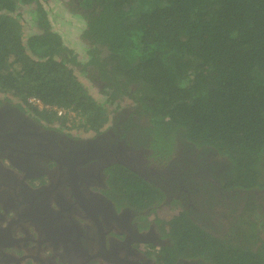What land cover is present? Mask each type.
<instances>
[{"label": "trees", "instance_id": "trees-1", "mask_svg": "<svg viewBox=\"0 0 264 264\" xmlns=\"http://www.w3.org/2000/svg\"><path fill=\"white\" fill-rule=\"evenodd\" d=\"M50 1L0 0L1 97L89 137L136 141L157 173L168 160L165 177L104 167L132 220L169 207L157 220L168 244L147 251L156 261L264 264V0H62L80 19L82 59L52 28ZM174 176L182 200L166 188Z\"/></svg>", "mask_w": 264, "mask_h": 264}, {"label": "flooded vegetation", "instance_id": "flooded-vegetation-1", "mask_svg": "<svg viewBox=\"0 0 264 264\" xmlns=\"http://www.w3.org/2000/svg\"><path fill=\"white\" fill-rule=\"evenodd\" d=\"M85 134L30 117L25 106L0 96V264L17 261L11 251L38 264H162L147 251L168 244L157 223L163 215L149 219L141 212L132 220L136 213L108 195L104 167L118 160L148 178L173 174L172 166L165 159L157 173L138 142L122 145L109 130ZM165 182L181 200L188 196L184 178Z\"/></svg>", "mask_w": 264, "mask_h": 264}, {"label": "rangeland", "instance_id": "rangeland-1", "mask_svg": "<svg viewBox=\"0 0 264 264\" xmlns=\"http://www.w3.org/2000/svg\"><path fill=\"white\" fill-rule=\"evenodd\" d=\"M66 2H63L62 0H52L50 1V4L46 5V8H50V18L49 21L51 23V26L53 29L58 31L61 35V38L63 42L65 43L66 47L68 49H71L74 54H76L77 59H80L83 56V50H82V40L79 35V31L81 29V22L77 15L73 14L72 11H70L66 4ZM22 10L28 11L25 8H22ZM28 14L24 12V14L21 16V20L24 24V30L30 26V22L28 21ZM82 59V58H81ZM2 95H8L4 92H0V96ZM10 96V95H8ZM67 115H73L72 112H65L64 116ZM61 119V118H60ZM66 129L71 130L72 132L77 131L76 128L71 127L70 123L68 122L66 124ZM167 213V214H166ZM157 214L162 217V215L167 216L169 215L168 211L166 209H157ZM147 218H150L148 216ZM153 251V249L149 248L148 251ZM155 250V248H154ZM17 251H11L9 256H11L13 259H17L16 262H3L1 264H38L31 261L30 257L26 256L23 252H20L16 255Z\"/></svg>", "mask_w": 264, "mask_h": 264}, {"label": "built area", "instance_id": "built-area-1", "mask_svg": "<svg viewBox=\"0 0 264 264\" xmlns=\"http://www.w3.org/2000/svg\"><path fill=\"white\" fill-rule=\"evenodd\" d=\"M28 101L34 105H37L40 108L45 106V105H42V103L35 97H30ZM53 109L56 112V115H59V116L64 115V113L67 112L65 109H63L61 107H54Z\"/></svg>", "mask_w": 264, "mask_h": 264}]
</instances>
